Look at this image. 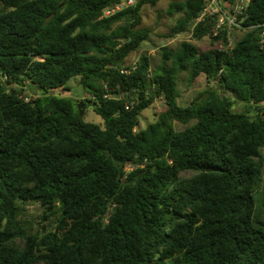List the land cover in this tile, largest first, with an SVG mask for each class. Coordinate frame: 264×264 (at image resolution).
<instances>
[{
    "label": "trees",
    "instance_id": "obj_1",
    "mask_svg": "<svg viewBox=\"0 0 264 264\" xmlns=\"http://www.w3.org/2000/svg\"><path fill=\"white\" fill-rule=\"evenodd\" d=\"M121 1L0 0V264H264V0L229 49L194 23L203 0L169 2V37L191 41L135 69L159 0L103 16ZM182 73L214 86L180 105ZM76 78L102 126L60 95ZM30 203L34 230L18 220Z\"/></svg>",
    "mask_w": 264,
    "mask_h": 264
},
{
    "label": "rangeland",
    "instance_id": "obj_2",
    "mask_svg": "<svg viewBox=\"0 0 264 264\" xmlns=\"http://www.w3.org/2000/svg\"><path fill=\"white\" fill-rule=\"evenodd\" d=\"M172 1H181V0H159L154 7L148 5L144 6L142 9L141 15V25L140 28L148 31V39L141 44L139 49L135 52H131L125 61V65L130 66L133 63L137 62L139 57L143 54H146L151 59V65H155L159 62L161 49L167 48L170 50L176 49L180 41H191V32H188L184 35H178L176 37H169L171 33V28L174 25L175 20L179 15L174 17H169L166 14L169 2ZM242 33L237 32L233 34V42L239 40ZM209 41L203 39L200 42H192L197 46V48L202 50H207L210 48ZM79 79H72L68 81L66 86L68 87V92L59 91L60 95L63 97H69L74 99L77 104L83 103L81 110L83 111L82 117L87 123L103 125L102 119L92 112L90 104L87 103L88 100H91V97L85 93L81 86L79 85ZM180 90V105H188L202 90H205L208 87H213L214 84H208L203 76H199L191 85H188L187 74H179L178 80ZM58 91L56 92L59 93ZM244 106L242 102L233 100V110L235 112H241ZM164 109V103L161 98L155 100L150 108L145 109L140 118H139V129H143L149 123L153 122L156 119V115ZM177 130H182L183 126L175 123ZM41 218V209L38 205L32 203L26 204L23 206L20 215L19 222L20 224L27 228L38 229L42 224L39 223ZM52 223V219L45 222L44 225Z\"/></svg>",
    "mask_w": 264,
    "mask_h": 264
},
{
    "label": "built area",
    "instance_id": "obj_3",
    "mask_svg": "<svg viewBox=\"0 0 264 264\" xmlns=\"http://www.w3.org/2000/svg\"><path fill=\"white\" fill-rule=\"evenodd\" d=\"M133 3L134 0H122L116 6L106 10L103 16L115 14ZM249 3L250 0H203V9L194 23H200L205 19L212 21V37L215 38L222 35L228 42L225 48L222 45V41L216 44V47L219 49H229L233 45L234 33H243L252 28L244 25V21L248 18L247 8ZM262 35H264V32H262ZM131 69H135L134 63L131 65ZM121 73H128V71L124 70ZM110 97L119 98V95H110Z\"/></svg>",
    "mask_w": 264,
    "mask_h": 264
},
{
    "label": "water",
    "instance_id": "obj_4",
    "mask_svg": "<svg viewBox=\"0 0 264 264\" xmlns=\"http://www.w3.org/2000/svg\"><path fill=\"white\" fill-rule=\"evenodd\" d=\"M82 105H83V103H79L78 105H76V108H77V110L79 112V116L80 117H82V114H83V111L81 110Z\"/></svg>",
    "mask_w": 264,
    "mask_h": 264
}]
</instances>
